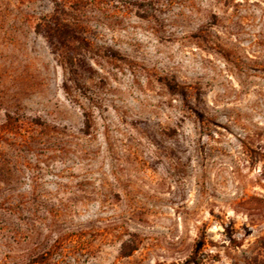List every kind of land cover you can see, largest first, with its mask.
I'll list each match as a JSON object with an SVG mask.
<instances>
[{"label": "rangeland", "instance_id": "obj_1", "mask_svg": "<svg viewBox=\"0 0 264 264\" xmlns=\"http://www.w3.org/2000/svg\"><path fill=\"white\" fill-rule=\"evenodd\" d=\"M0 264H264V0H0Z\"/></svg>", "mask_w": 264, "mask_h": 264}, {"label": "trees", "instance_id": "obj_2", "mask_svg": "<svg viewBox=\"0 0 264 264\" xmlns=\"http://www.w3.org/2000/svg\"><path fill=\"white\" fill-rule=\"evenodd\" d=\"M59 35H60V36H61V38H62V39H64L65 41H68V42H69V41H71V40H69V39H71V37H72V36H71V37H69V39H68V37H64V35H63V34H59ZM67 63H68V62H67ZM72 63H73V60H72ZM125 255H126V257H129V256H131V255H132V252H127Z\"/></svg>", "mask_w": 264, "mask_h": 264}]
</instances>
